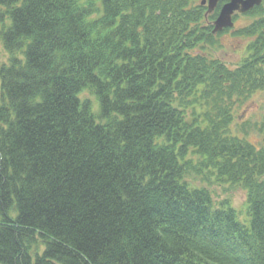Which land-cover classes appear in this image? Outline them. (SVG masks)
<instances>
[{
  "label": "trees",
  "instance_id": "obj_1",
  "mask_svg": "<svg viewBox=\"0 0 264 264\" xmlns=\"http://www.w3.org/2000/svg\"><path fill=\"white\" fill-rule=\"evenodd\" d=\"M263 6L231 68L198 0H0V264H264Z\"/></svg>",
  "mask_w": 264,
  "mask_h": 264
},
{
  "label": "rangeland",
  "instance_id": "obj_2",
  "mask_svg": "<svg viewBox=\"0 0 264 264\" xmlns=\"http://www.w3.org/2000/svg\"><path fill=\"white\" fill-rule=\"evenodd\" d=\"M0 11L5 10L0 9ZM254 19L253 16H240L237 19V26L229 32H224L221 36H216L217 43L212 47L208 46L205 52L231 68L236 67L248 56L250 39L244 36H237L235 32L249 26L253 23ZM9 60L10 54L4 49L3 43L0 40V64L9 63ZM83 97L95 100L89 92L84 93ZM263 120L264 91H260L243 103V105L235 107L234 122L231 126L232 133L261 147L264 145V134L260 130ZM214 191L213 195L216 202L222 199H229L240 217L244 218L246 216V192L240 188L225 190L223 187L215 188V186Z\"/></svg>",
  "mask_w": 264,
  "mask_h": 264
},
{
  "label": "water",
  "instance_id": "obj_3",
  "mask_svg": "<svg viewBox=\"0 0 264 264\" xmlns=\"http://www.w3.org/2000/svg\"><path fill=\"white\" fill-rule=\"evenodd\" d=\"M220 0H210L208 4V13L212 14L214 10L217 8V3ZM206 2H203L202 5H206ZM262 4V0H231L228 4L224 5L218 19L215 21L213 34H217L222 32L224 29L233 28V16L235 13L244 14L257 6Z\"/></svg>",
  "mask_w": 264,
  "mask_h": 264
},
{
  "label": "flooded vegetation",
  "instance_id": "obj_4",
  "mask_svg": "<svg viewBox=\"0 0 264 264\" xmlns=\"http://www.w3.org/2000/svg\"><path fill=\"white\" fill-rule=\"evenodd\" d=\"M231 0H220V1H218V5H217V8L214 10V12L211 14V16L210 17H212V16H214V14H216V13H218V15L220 14V11H221V9H222V7L224 6V5H226V4H228L229 2H230ZM203 2H206L205 4L206 5H204L203 6V8L205 9V15L207 16V12H208V4H209V2H210V0H200V3L199 4H203ZM209 16L208 17H206V20H207V26H212V27H214V22H215V20L217 19H213V20H209ZM240 16H243V17H245V16H248L247 15V13L246 14H242V15H240V14H238V13H236L235 15H234V23H235V27L237 26V19L240 17ZM218 17V16H217ZM227 32V31H226Z\"/></svg>",
  "mask_w": 264,
  "mask_h": 264
}]
</instances>
